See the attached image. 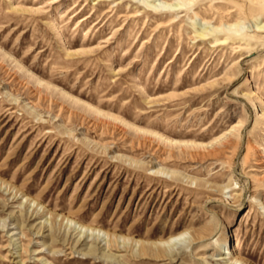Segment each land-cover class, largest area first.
Instances as JSON below:
<instances>
[{
  "label": "rangeland",
  "instance_id": "rangeland-1",
  "mask_svg": "<svg viewBox=\"0 0 264 264\" xmlns=\"http://www.w3.org/2000/svg\"><path fill=\"white\" fill-rule=\"evenodd\" d=\"M166 4L0 0V264H264V0Z\"/></svg>",
  "mask_w": 264,
  "mask_h": 264
},
{
  "label": "bare ground",
  "instance_id": "bare-ground-1",
  "mask_svg": "<svg viewBox=\"0 0 264 264\" xmlns=\"http://www.w3.org/2000/svg\"><path fill=\"white\" fill-rule=\"evenodd\" d=\"M177 1L180 2L181 4H179L177 6H174L172 4H170V6H169V5L166 4L168 6V9L172 10V11H175L177 9H180V8L184 7L183 0H177ZM147 7L156 9V6L151 5L149 2L147 3ZM173 19H175V18H173ZM169 21L172 22V19L170 18ZM240 25L241 24L239 22L235 23L234 25H226V27L223 25L221 27H218L217 31H220V32L227 31V32H230V33L232 32V34L240 42L247 41V39H249V38H253V36H250L248 33L243 32L244 29H248L250 27H240ZM252 27L255 30H257L259 32H262L264 34V23H258V24L253 25ZM225 28H226V30H225ZM198 30H200V29H198ZM201 33H204V32L201 30ZM69 224L74 228L75 232H79L80 234H83V232L85 234L87 232V230H89L87 227L82 226L78 222L73 221V220L69 221ZM2 229H6V228H2ZM182 237H183V235L174 237L168 243L177 245L178 242L181 241ZM228 239H229V236L227 234V240ZM217 261L226 262L225 264H243L242 261L237 257L236 252L232 249L230 241H229V248H228V246H226L224 248L223 257L221 259L217 260ZM46 264H49V263L47 262Z\"/></svg>",
  "mask_w": 264,
  "mask_h": 264
}]
</instances>
